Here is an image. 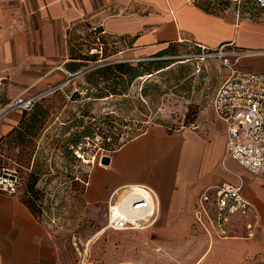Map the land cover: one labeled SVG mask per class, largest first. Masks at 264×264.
I'll return each instance as SVG.
<instances>
[{"label": "crops", "instance_id": "crops-1", "mask_svg": "<svg viewBox=\"0 0 264 264\" xmlns=\"http://www.w3.org/2000/svg\"><path fill=\"white\" fill-rule=\"evenodd\" d=\"M237 10L213 12L201 0H0L3 97L10 100L57 85L63 89L81 79L82 75L63 84L74 73L66 67L73 60L67 36L78 23L99 26L116 44L126 45L124 51H132L131 60L151 57L175 43L214 49L234 40L238 48L264 49L250 46L255 38L240 32L254 24L245 18L237 24ZM245 64L264 72V53H249ZM21 115V110H15L6 116L0 122V136L16 126ZM207 126L205 135L188 128L167 132L161 126L139 133L111 151L109 165L93 166L85 200L106 206L117 188L150 186L160 201L154 226L187 225V216L193 214L199 230L211 236L195 264H264V177L249 173L227 154L224 122L216 117ZM222 181L242 185L254 205L253 238H245V224L253 215L234 216L227 238L206 232L196 222L197 198L207 186ZM0 264H69L48 225L19 194L1 190Z\"/></svg>", "mask_w": 264, "mask_h": 264}, {"label": "rangeland", "instance_id": "rangeland-1", "mask_svg": "<svg viewBox=\"0 0 264 264\" xmlns=\"http://www.w3.org/2000/svg\"><path fill=\"white\" fill-rule=\"evenodd\" d=\"M201 3L213 12H236L237 9L236 3L230 0H201ZM248 10L250 17L245 19L255 27L247 25L240 28V32L255 38L250 46L264 47V16L252 7H247ZM70 31L67 36L70 55L103 54V50H97L100 42L111 55L97 62L133 58L132 51H124L126 45L113 44L111 37L104 43L103 39L97 40V33L82 25L73 26ZM172 47L175 54L163 57L171 64L153 76L141 77L123 96L85 97L87 88L93 86L82 78L61 88L62 95L54 99L56 108L40 136L26 148L4 150L0 155L9 165L17 166L21 176L26 178L32 171L40 175L37 188L42 202L38 218L48 225L69 264H115L120 261L195 264L209 245L211 236L199 230L193 214L187 216L189 224L178 227L152 226L132 231L107 228L105 204H91L85 200L87 186L83 188L81 181L76 180L77 175L82 178L84 171L70 150L74 139L81 136L92 122L90 119L107 112L114 116L113 128L105 131L107 135L95 129L98 138L94 141L98 144L99 153H111L104 143L115 138L120 142L127 141L151 126H161L167 132H174L192 129L194 123L199 125L196 131L206 134L207 125L216 118L212 99L229 74L228 64L251 69L245 64L247 55L204 58L198 56L200 50L194 44L175 43ZM229 50L233 52L235 49L230 47ZM97 62H90L83 69ZM142 89L147 91L146 95L142 94ZM74 92L80 96L73 97ZM96 124L92 123L93 126ZM9 154L18 155L17 159L9 157ZM99 165H103L101 160L93 166ZM84 167L90 168L88 164ZM217 178L218 174L213 176L214 180ZM74 238L81 254L73 244Z\"/></svg>", "mask_w": 264, "mask_h": 264}, {"label": "built area", "instance_id": "built-area-1", "mask_svg": "<svg viewBox=\"0 0 264 264\" xmlns=\"http://www.w3.org/2000/svg\"><path fill=\"white\" fill-rule=\"evenodd\" d=\"M195 3L196 0H187ZM237 4V24L243 18H249L246 11L248 5L264 16V0H230ZM93 29H96L93 28ZM200 52L198 56L236 55L238 58L249 53H264L262 50L237 48L235 41L221 44L217 48H209L204 44H196ZM234 47V51L229 50ZM148 59V58H145ZM229 74L221 82L214 97L212 106L216 117L227 127V154L249 173L264 177V72L244 69L236 64H228ZM3 78L0 79V122L15 110H30L35 102L52 91H42L31 95L20 94L10 100L3 97ZM56 89H59L56 88ZM55 89V90H56ZM196 130L199 125L192 124ZM98 137L85 136L76 140L70 147L76 161L82 165L83 175L76 176L83 186H89L92 166L109 155L99 153ZM89 165V169L84 166ZM23 178L17 166L0 167V190L9 194H17ZM142 190V191H140ZM160 201L156 190L147 185H125L114 190L105 206L107 228L113 231L144 230L155 225L160 211ZM251 217L248 219L245 238H253L256 234L257 214L252 202L244 195L242 185L230 181H222L207 186L196 200L195 220L208 233L218 238L230 237V224L234 216ZM75 248L80 252L76 238ZM81 254V252H80ZM118 264H133L120 261Z\"/></svg>", "mask_w": 264, "mask_h": 264}, {"label": "trees", "instance_id": "trees-1", "mask_svg": "<svg viewBox=\"0 0 264 264\" xmlns=\"http://www.w3.org/2000/svg\"><path fill=\"white\" fill-rule=\"evenodd\" d=\"M250 7L254 9V7L249 4L248 8ZM76 25H82L84 27L90 28V30H92L94 33H97V40L103 39L104 43L106 41L109 42L110 37L106 36L104 31L99 26H97L96 29H93L95 27H91L82 23L75 24L74 26ZM70 32L71 31H69V34ZM115 41L116 40L112 39V43L116 45ZM99 44L100 48H97V50H103V54H72L71 58L73 60L66 64L67 69L70 72L76 73L83 70V66L88 65V63L97 62L100 59H105L110 56L111 54H107L105 51L106 49L103 48L100 42ZM116 52L119 51H115V53ZM174 54L175 50L172 45H170L167 48L160 50L155 55L148 57V59H119V61L107 63L94 68L82 75V81L93 86L87 88L85 97L102 99L123 96L129 92L133 83L139 80L141 77L151 74L153 76V74L159 70L164 71V68L168 67L171 63H168L169 60L163 57ZM93 88H95L96 91H93ZM146 93L147 91L142 89V94L146 95ZM60 95H62V91L57 89L53 93L48 94L47 96H44L35 102L30 110H23L19 123L0 137V155L4 150H13L16 147L26 148L30 146V144L33 142V139L39 137L42 131L46 128L51 112L56 108L54 99ZM74 96L78 97L80 95L78 92H74L73 97ZM113 117L114 116L110 112H107L104 115H97V117L94 116L92 119H90L92 122L85 127V130L81 136H77V138L74 139L73 143L81 137L94 136L95 129L97 128L101 133L107 131L108 129H112ZM93 122H97V124L93 126ZM105 135H107L106 132ZM127 141L120 142L117 140V138H115L110 143H104V147L110 151H113L124 145ZM70 150L72 151L71 147ZM9 155L8 156L11 158L13 157V159H17L18 156H14L13 154ZM5 165H8L7 160H4L0 156V167ZM39 177L40 175L36 173V171H32L30 174H27L26 178L22 176L23 184L20 186V189L17 193L37 216L40 203L42 202V198H40V190L35 185L37 180H39Z\"/></svg>", "mask_w": 264, "mask_h": 264}, {"label": "water", "instance_id": "water-1", "mask_svg": "<svg viewBox=\"0 0 264 264\" xmlns=\"http://www.w3.org/2000/svg\"><path fill=\"white\" fill-rule=\"evenodd\" d=\"M116 61H119V60L102 61V62L96 63L94 65H91V66H89V67H87V68H85V69H83V70H81L79 72H76L74 74H71V77L67 78V80L64 81L63 84L66 83V82H68V81H70L71 79H73L75 77H78V76L83 75L84 73H86V72H88V71H90V70H92L94 68H97V67L102 66V65L107 64V63L116 62ZM59 86L60 85L54 86V87L50 88L49 90H47V92L52 91V90H55ZM110 160H111L110 155H105V156L102 157L101 162H102V164L109 165Z\"/></svg>", "mask_w": 264, "mask_h": 264}, {"label": "flooded vegetation", "instance_id": "flooded-vegetation-1", "mask_svg": "<svg viewBox=\"0 0 264 264\" xmlns=\"http://www.w3.org/2000/svg\"><path fill=\"white\" fill-rule=\"evenodd\" d=\"M38 184H39V180H37V182H36V184H35V185H36V186H38ZM83 188H84V186H83ZM52 198H53V197H52Z\"/></svg>", "mask_w": 264, "mask_h": 264}, {"label": "bare ground", "instance_id": "bare-ground-1", "mask_svg": "<svg viewBox=\"0 0 264 264\" xmlns=\"http://www.w3.org/2000/svg\"><path fill=\"white\" fill-rule=\"evenodd\" d=\"M140 191H142V190H140ZM115 264H118V263H115Z\"/></svg>", "mask_w": 264, "mask_h": 264}]
</instances>
